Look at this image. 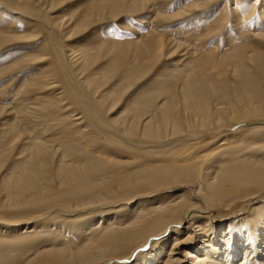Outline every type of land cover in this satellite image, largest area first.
<instances>
[{
    "label": "bare ground",
    "instance_id": "obj_1",
    "mask_svg": "<svg viewBox=\"0 0 264 264\" xmlns=\"http://www.w3.org/2000/svg\"><path fill=\"white\" fill-rule=\"evenodd\" d=\"M39 1L54 3L58 0ZM39 1L34 0V3ZM144 1L155 3L157 0ZM165 1L167 0H159V3L164 4ZM210 1L212 0H197L194 4L179 6L181 8L173 15H164L163 12L160 15L181 16L196 9L204 10ZM259 1L256 0L251 5L250 15L259 11L256 5ZM131 2L132 4L121 3L113 7L107 2L99 3L86 16L92 11L113 13L120 9L133 10L137 1ZM250 2L251 0H236L230 12L236 16L242 11L239 7L247 8ZM20 3L23 7L26 5L21 0H0V24L14 27L13 31L12 28L0 31V46L14 40L25 41L30 46L39 36L35 29L17 34V19L31 20L32 16L18 5ZM3 5L5 8L10 5H17L19 8L11 6L13 10L10 12L11 10L2 9ZM225 7L226 5L223 8L219 5L213 7L216 11L214 14L220 13L215 16L219 17L215 18L216 22L209 28L211 30H208L210 34L224 27L228 11ZM80 19L74 25H81ZM27 23L26 21L25 24ZM30 23L34 28L37 25L32 21ZM167 42L157 43V55L171 56L181 47L179 44L176 49H172ZM48 50L44 44L31 47L25 51L26 56L18 64L31 66L45 63L51 54ZM147 52L150 49L146 48ZM152 53L154 57V51ZM254 53L250 52L248 59L253 60L256 66H261L255 68L263 72L262 76L253 66L242 63L231 71L235 80L232 85L228 84L230 88L220 89L223 85H219V90L210 89V78H207L208 75L213 76L212 72H208L210 68L195 67L190 63L183 75L186 78L182 83V105L171 104L163 99L151 110L150 115L156 114V120H152V117H145L142 122L134 119L133 124L127 126V132L123 129L127 123L124 122L123 127L120 126L122 131L143 133V138L151 140L148 141L151 146L157 144L152 147H164L179 140L183 144L175 156L178 158L173 157L174 160L170 159L166 164L167 171L149 178L136 174L132 178L131 173L123 176L119 172L111 177L118 178L115 186L111 179L94 183L87 179L91 168L98 164L94 160L97 156L93 153L99 144L96 131L86 123L87 118L82 113L72 109L71 104L68 105L64 91L55 93L57 89H53V95L42 97L44 102L23 103L21 111L16 113L14 110L17 107L13 110L1 104L0 116L14 114L3 123V126H10L11 135L9 147L4 150L13 148L15 156L20 159L19 167L16 165L18 169L3 176L0 181L3 203H7V207L43 209L36 212L31 221L26 218L28 221L24 219L12 222L0 217V264H235L238 260H241L239 264H264V209H253L259 204L264 205V135L254 132L256 126H264V57ZM66 59L69 60V57L66 56ZM136 69L128 70L129 74L137 73ZM45 73L47 74L43 78L40 79V76L39 80L33 83L30 81L33 87L31 92L56 87L54 82L57 81L52 80L50 71ZM217 74L219 75L218 72ZM93 79L91 77L89 81L92 82ZM206 84L209 89H206ZM220 92L221 95L218 96ZM39 106L46 113L38 115L36 121L31 118V114H35L31 110H37ZM117 124L119 123L116 122ZM49 126L54 129L62 126L64 135H61L70 138V142L65 144L45 139L46 131H39ZM250 126L255 127L249 129ZM117 128L119 129L118 125ZM18 142L24 144L12 146ZM82 142L86 145H78ZM213 143L216 147L210 145ZM89 146L88 152L87 149L84 150ZM102 147L101 145L100 148ZM74 148L82 150L84 155L73 157L71 151ZM210 148L211 152L205 154V150L209 152ZM218 153L219 157L212 155ZM46 173L51 175L45 176ZM169 182L191 184L196 197L186 191L161 200L148 195L159 190L151 188L152 190L145 191L150 198L144 200L135 192L141 189L143 196L144 184L147 183L148 187L152 184L162 187ZM233 201L242 202L239 211L219 222L215 207L220 203ZM230 205L232 207L231 203L224 204L226 208ZM3 213L0 215L3 216ZM53 213L74 217L58 225L53 218H48ZM51 221L53 223L50 227H55L58 232H64L65 225L71 222L75 230L55 236L38 230L40 226L36 223L48 224ZM234 221V225L228 223ZM16 224L21 226H13ZM56 236L59 239L54 242L55 245H48ZM171 239L173 242H170ZM35 241L44 243L27 252L24 247ZM139 251L144 252L143 255ZM126 253L130 255L124 256Z\"/></svg>",
    "mask_w": 264,
    "mask_h": 264
},
{
    "label": "rangeland",
    "instance_id": "obj_2",
    "mask_svg": "<svg viewBox=\"0 0 264 264\" xmlns=\"http://www.w3.org/2000/svg\"><path fill=\"white\" fill-rule=\"evenodd\" d=\"M10 1L15 2V0ZM136 1V8L133 10L125 11L120 9L113 13H96L92 11L90 17V15L86 16V14L93 6L99 3L104 4L107 2L113 7L121 3L128 4L130 2L132 4V2L131 0H58L54 3L49 1L46 3L42 1L34 3V0H27V2L26 0H21L26 5L24 7L21 3L18 5H21V8L23 7L25 11H28L29 15H32L33 20L31 17V20L24 18L22 20L17 19L19 23L15 30L17 34H25L28 29L29 32L35 29V32H39V36L33 40V45L30 46L27 42L18 40L0 46V105H7L13 110L17 107L14 110L16 113V111L19 112L18 110L21 111L23 103H32V101L44 102L42 101V97L48 94L53 95V89H57L55 93L64 91L68 105L71 104L72 109H76L77 112L82 113L87 118L86 123L90 124L94 131H96L95 136L98 140L97 143H99L98 146H103L102 148L96 146L95 151H93L94 156H97L94 160L98 164H95L91 168L87 178L93 183L109 181L111 177H115L119 172L123 176L126 173V175L131 173L132 178L135 174L139 177L149 178L152 175L160 174L162 171H167L165 170L167 168L166 164L170 162V159L174 160L173 157L179 153L180 145L183 142L179 140L174 144L155 148L152 146L157 144H152L151 146L149 143L151 140L143 138V133H125L121 127H123L124 122H127L124 125L125 127H130L135 121L134 119L142 122L145 117H152V120H154L157 116L156 114L151 116V110L163 99L168 100V103L171 104L182 105L184 92L182 83L184 78H186L183 75H185L190 63L195 67L210 68L208 72H212L213 76H207L211 82L209 88L219 90V85L224 86H221L220 89L231 87L229 85H232V81L235 80V76L231 75V71L234 68L236 69L238 65L244 63L251 67L253 66L252 68L261 67L260 65L256 66L253 60L250 61L248 59L250 52H255L256 56L264 57V0L256 3L259 9L256 13L257 16L256 14L250 15L249 13L251 5L256 0H251V4L247 8L239 7L242 11L236 16L230 12L233 9L232 5L236 4L234 3L236 0H212L205 6L204 10L196 9L181 16L164 15H173L178 8H181L179 6L191 5L197 2V0H167L164 3L165 5L159 3V0L155 3L144 0ZM218 5L221 8H223V5H226L227 8L225 7L224 9L228 10L226 11L227 17L225 16L227 21L222 29L210 34L209 31L211 29L209 28H212L213 22H216L215 18L219 17L215 16L220 13L214 14L216 11L213 7H217ZM11 6L19 8L17 5H10L6 8L3 5L2 9L5 8L12 12L13 9L11 8L13 7ZM217 10L220 11V9ZM162 12L164 15H160ZM78 18L83 20L80 19L82 21L80 22L81 25L76 26L74 23ZM26 21L28 22L27 24H25ZM30 21L38 26L32 27ZM0 25V31H3L5 28H12L11 30L13 31L14 27ZM2 26L4 28L1 29ZM18 31L21 32L19 33ZM161 40L164 42L168 41L167 43L170 44L172 49H176V46L179 44L181 47L171 56L164 54L157 55L155 53V46L157 43L162 42ZM43 44L47 45L48 51L51 52L50 57L45 63H37L38 65L35 63L36 66L35 64L31 66L24 63L18 64L19 61L24 59L29 48L40 47ZM146 48L150 49V52L146 53ZM152 48H154V57ZM66 56L71 61L67 60ZM134 68H137V73L129 74V71ZM256 68L254 70L262 76L263 72L258 71ZM44 71H50L52 80L58 82H54L56 83V87L51 89L46 87L42 91L31 92L33 90L31 84L39 80L38 77L41 76L40 79L43 78L44 74H47ZM91 77L94 78L92 82L89 81ZM127 77L129 78L127 79ZM226 77L227 80L225 79ZM214 78L215 80L213 81ZM27 84L30 86H27ZM206 85V89H209L208 84ZM27 87L30 88L27 89ZM19 93L21 94L18 96ZM218 94L220 96L221 92ZM49 97L52 96L49 95ZM179 111L182 110L180 109ZM31 113H35L31 114V118L37 121V116L46 112L39 106L37 110H31ZM2 115L0 116V155L2 154V158H0V181L3 176L17 170V166L20 163V159L12 151L13 148L9 151L4 150V148L9 147L11 135L10 126H3L5 125L3 123L14 114L6 117ZM116 122L119 123L117 124L119 129ZM49 127L44 128L46 130L42 129L43 131H39H46L45 139L56 142L60 141L59 143H68L70 138L62 136L64 135L62 126L56 129L52 126L49 129ZM125 127L123 129L127 132L129 127ZM252 127L255 126H250L249 129ZM254 132L264 135V126H256ZM21 144L24 143L18 142V144L12 146L16 147ZM78 145L83 146L86 143L82 142L78 143ZM210 145L216 147L214 143ZM212 146L211 148L213 149L214 147ZM90 147L84 150L87 149L86 151L88 152V148ZM75 148L71 153L73 157L77 158L83 154V151L76 150ZM211 148L209 152L205 150L204 153H210ZM212 155L219 157V153L218 155ZM213 156L210 157L213 158ZM177 158L175 157V159ZM170 167V169H173L172 166ZM48 175L51 174L46 173L45 176ZM116 179L112 178L110 180L113 182L112 185L116 184ZM169 183H165L166 185L162 187L155 184L148 187L146 183L142 189L143 192L146 190L150 191L151 188H154L153 190L159 189L148 195H154V197L161 200L170 199L169 197L175 196L176 193L179 195L186 191L190 194L192 193L191 195L194 197L193 186L191 184H186V182L175 184L171 182L169 185ZM153 185L155 186L153 187ZM140 190L135 191L136 194L139 193L137 194L139 198H150V196L146 195L147 191L141 196ZM3 202L0 195V214L4 212L3 216L0 215V217L5 221L11 220L14 222L24 219L25 221H31L36 212L43 209L38 210L35 208L34 210L30 207L24 208L18 206L7 207L8 204ZM229 203L232 204V207L230 205L226 208L224 204ZM241 204L242 202L237 201L218 204L215 207L218 221H223V219L234 215L239 211ZM253 209H264V205L259 204ZM72 217L74 216H65L64 213L63 215L53 213L49 214L48 218H53L56 224L59 225V223L64 224L66 219L69 220ZM31 223L34 222L32 221ZM52 223V221L48 224L38 222L36 225L40 226L38 230L44 234L52 233L54 236L58 234L64 235L68 231L75 230L71 226L73 222L65 225L64 232H58L55 227H50ZM228 223L236 224L235 221ZM13 226L21 225L16 224ZM58 239V236L52 238L48 245H55L54 242L58 241ZM170 242H173L172 239ZM43 243L42 241H35L31 245H26L24 249L26 248L28 252L29 250H34L36 247L38 248ZM143 253H140V255H143ZM128 255L130 253H126L124 256ZM240 261L238 260L235 264H239Z\"/></svg>",
    "mask_w": 264,
    "mask_h": 264
}]
</instances>
